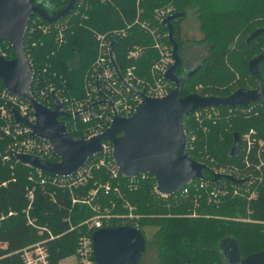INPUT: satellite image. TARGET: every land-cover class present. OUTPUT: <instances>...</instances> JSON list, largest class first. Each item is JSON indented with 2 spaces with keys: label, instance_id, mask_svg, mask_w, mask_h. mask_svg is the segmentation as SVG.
<instances>
[{
  "label": "trees",
  "instance_id": "1",
  "mask_svg": "<svg viewBox=\"0 0 264 264\" xmlns=\"http://www.w3.org/2000/svg\"><path fill=\"white\" fill-rule=\"evenodd\" d=\"M68 2L35 1L49 15H56ZM166 7H172V13L182 12V16L170 21L181 59L188 42L206 46V55L195 72L183 78L182 95L196 92L203 96H227L241 87H256V78L249 73L247 64L262 51L264 32L249 42L246 40L255 29L264 28V0H76L72 10L59 21L63 31L61 42L55 41L54 24L46 33L36 27L34 21L45 22L34 13L24 37V50L35 72L45 68L41 72L45 79L56 82L69 96L79 98L97 58L96 33L116 28L125 31V35L111 43L118 69L123 72L134 64L136 75L150 80V67L158 58L155 37L171 48L167 28L157 17ZM188 9L195 12L201 38L190 40L181 35V20ZM0 45L6 48L7 58L14 56L7 41H0ZM135 46L142 49L141 56L127 59L128 50ZM258 68L264 86V58ZM175 72L181 75L184 71L180 66ZM218 110L220 115L215 120L185 123L186 131L191 129L196 135L194 150L189 153L207 166L228 165L251 172L253 180L239 184L223 178L227 184L239 186L240 192L220 195L218 202L209 201L202 190L181 201L169 200L168 204L151 192V178L130 189L126 177L119 173L112 178L107 169L99 168L85 185L74 190L78 201L73 203L69 191L51 184L40 185L36 177L29 178L31 167L20 162H13L10 167L0 155V218L4 217L0 221V264H22L21 251L44 240L48 264L76 256L78 240L86 233L83 223L96 215L90 204L83 202L86 199L112 216L128 214L132 208L131 212L139 217L138 229L146 239V250L154 249L157 264H236L224 253L226 239L237 247L240 259L264 251V167L257 168L258 155L263 157V151L257 144L247 151L241 139L243 133L252 129L256 138L264 140V104L253 102L247 114H227V106ZM69 133L79 136L70 130ZM234 133L240 140L237 153L232 151ZM5 142L6 139L0 140V154ZM58 160L55 157L54 162ZM206 176L211 178L210 174ZM95 181H108L110 190L106 193L100 189L91 198L89 192L95 188ZM247 184L255 191L254 197L244 191ZM28 189H34L28 210L32 225L25 212ZM247 218L253 221L246 223ZM110 223L111 227L118 226L114 220ZM43 228L54 236L53 240L48 239V232H39Z\"/></svg>",
  "mask_w": 264,
  "mask_h": 264
},
{
  "label": "water",
  "instance_id": "2",
  "mask_svg": "<svg viewBox=\"0 0 264 264\" xmlns=\"http://www.w3.org/2000/svg\"><path fill=\"white\" fill-rule=\"evenodd\" d=\"M35 1L0 0V41H7L14 52L12 58L0 54V83L9 92L31 104L35 120L30 135L47 140L59 160L51 162L35 155L15 153V157L23 164L59 176L71 175L97 154L102 148V141L107 140L112 147L113 161L124 177L148 173L155 179L159 193L169 195L193 180L205 179L204 172L209 169L188 152L182 123L185 116L207 107L248 106L256 101L264 104V86L258 68V63L264 58V47L247 64L249 73L256 78L255 88L241 87L227 96H203L196 92L181 94L184 76H191L197 67L190 71L184 70L181 75L175 72L182 62L170 23L172 19L182 16V12H175L161 21L167 28L173 59L163 76L173 83V89L163 97L144 96L129 116L115 113L108 127L98 135L86 139L72 137L65 121L59 119L61 115H66L60 100L52 96L54 106L51 109L36 100L31 93L33 65L24 50V37L34 13L47 23H55L72 10L76 0H69L56 15H49ZM260 32H264V28L255 29L246 41L249 42ZM110 58L120 76L112 55ZM12 113L16 123H26L16 109H12ZM239 144V135L234 133L233 152L237 153ZM225 177L239 184L246 181ZM220 178L221 175H215L213 181L219 184ZM91 237L95 264H138L146 252L145 237L132 226L104 227L95 230ZM223 243L224 253L231 263L264 264V251L240 259L234 243L228 239Z\"/></svg>",
  "mask_w": 264,
  "mask_h": 264
},
{
  "label": "built area",
  "instance_id": "3",
  "mask_svg": "<svg viewBox=\"0 0 264 264\" xmlns=\"http://www.w3.org/2000/svg\"><path fill=\"white\" fill-rule=\"evenodd\" d=\"M172 11V7H166L165 10L159 12L157 17L163 20L166 16L171 15ZM37 18H39V16ZM59 21L55 23H47L44 21L45 24L41 22L38 23L37 21L34 22H36V27L45 33L48 32L50 25L54 24V28L57 31L55 41L61 42L63 31ZM123 35H125V31L116 28L106 33H96L98 41L97 58L93 63L90 75H88L84 81V92L79 98L69 96L61 87L56 85V82L45 79L41 73L46 70L45 68L41 72L39 70L35 72L33 68V79L31 83V87L33 86L34 91L32 92L31 88L33 97L45 106L53 109L54 104L52 96H56L66 112V115H61L59 119L65 121L68 131L70 130L79 135L76 138L86 139L102 133L108 127L115 113L120 116H129L132 114L135 106L142 101L144 96L163 97L174 87L173 83L163 76L168 67L173 63L171 48H168V46L159 41L158 37L154 39V47L157 49L158 58L150 67V80L142 79L137 76L135 73L136 66L134 64L127 66L123 72L119 70L120 76L117 75L110 58V55H112L114 59L111 43L116 38ZM2 48L0 49V54L6 57V48ZM141 53L142 49L135 46L128 50L126 57L127 59L136 60L141 56ZM98 101L101 102L96 103ZM251 105L252 104L248 106H227V114H247L251 110ZM12 109H16L17 113L26 120V123H16ZM219 115L220 111L218 107H207L197 109L188 114L184 117L186 121H183L184 118L182 119L187 138L188 152L194 150L193 144L196 135L191 129L186 131L185 123L189 122V120L198 123H201L205 119L215 120L214 118H217ZM34 120L35 115L33 108L27 100L9 92L5 87H0V140L6 139L4 149L0 154L3 163L10 164V167H12L13 162H20L15 157V153L35 155L54 162L57 155L50 143L43 138L30 135L32 132L31 125L34 123ZM254 133V130L251 129L243 133L241 139L247 151L255 144L262 149L263 157L258 155L257 164V168H261L264 167V140L262 138H256ZM202 158L206 160L207 157L202 156ZM25 165L33 169L29 173V178L31 180L36 177L40 185L51 184L56 188L69 191L72 195L71 198L73 203L78 201V199L73 196L74 190L85 185L92 176L94 170L105 168L112 178H117L120 173L112 158L111 144L107 140L102 141V148L97 154L90 157L71 175L59 176L34 168L28 164ZM208 167L209 169L205 171L209 172V177L211 178H208L204 172L205 179L193 180L178 191L169 195L159 193L155 179L145 172H142L136 177H126L128 180L127 186L132 189L137 187L140 182L151 178L154 181L151 192L155 195L156 199L166 200L169 204V200L181 201L190 197L195 192L199 193L202 190H205L208 200L213 202H218L220 195H227L229 192L239 194V186H235L233 183L227 184L223 180V178L227 179L225 176H231L236 179H246L242 184L249 183V181L251 183L253 181L251 172H241L234 166L208 165ZM215 175H221L219 184L213 181ZM94 184L95 188L89 192L91 198H95L100 189H104L107 193L111 188L108 181L105 183L95 181ZM2 185H5V183H2ZM248 185L249 184H247V189L244 191L248 192L250 197H254L255 191L250 190ZM33 191L34 189H28L26 193L28 206L25 212L30 225L33 224V221L28 217V210L32 207L34 199ZM194 200L196 199L194 198ZM83 202L90 204L96 215L83 223V225L86 226V233L80 236L75 255L80 264H95L91 237L92 233L104 227H111L110 222L113 220L116 221L118 226H132L138 229L139 217L131 212L132 208H129L128 214L112 216L109 212H101L98 204L91 203L89 199L83 200ZM9 215H13V213H9ZM3 218L4 217H1L0 221H2ZM70 230H73V227H70ZM39 232H48V239H54V236L44 228L39 229ZM45 243L46 240L24 248L21 251L22 264H48V254L44 247Z\"/></svg>",
  "mask_w": 264,
  "mask_h": 264
},
{
  "label": "rangeland",
  "instance_id": "4",
  "mask_svg": "<svg viewBox=\"0 0 264 264\" xmlns=\"http://www.w3.org/2000/svg\"><path fill=\"white\" fill-rule=\"evenodd\" d=\"M181 35L184 38H188L190 40L192 39H198L202 37V32L199 29V22L196 18L195 12L192 9H188L186 12V15L182 18L181 20ZM192 42H188L187 44L184 45V51L186 52L188 51L189 55H191V59L189 62V68H194L197 65H199V63L201 62V58H204L206 55V46L205 45H199V46H195L192 45ZM187 46H192L190 51L187 50L185 51V48ZM0 47H4L2 45H0ZM0 48V49H1ZM3 49V48H2ZM187 53V55H188ZM207 175H209L208 173H206ZM194 215V214H192ZM195 216H198L195 214ZM249 220V221H247ZM252 219L247 218L246 219V223H250L252 222ZM147 235L149 234V230H146ZM60 264H80L78 258L76 256H72L69 257L63 261H61ZM138 264H157V259H156V255H155V251L152 247L148 248L146 250V252L143 254L141 260L139 261Z\"/></svg>",
  "mask_w": 264,
  "mask_h": 264
},
{
  "label": "flooded vegetation",
  "instance_id": "5",
  "mask_svg": "<svg viewBox=\"0 0 264 264\" xmlns=\"http://www.w3.org/2000/svg\"><path fill=\"white\" fill-rule=\"evenodd\" d=\"M192 45H194V44H192ZM195 46H199V45H195ZM191 47L192 46H187L186 48H185V51H187V50H189L190 51V49H191ZM187 53H188V51H187ZM187 53L186 52H183V57H182V62H181V67H182V70L184 71V70H188V71H190L191 69L189 68V62H190V59H191V55H189V53H188V55H187ZM192 60V59H191ZM202 60H203V58H201V62H202ZM200 62V63H201ZM198 66V65H197Z\"/></svg>",
  "mask_w": 264,
  "mask_h": 264
},
{
  "label": "crops",
  "instance_id": "6",
  "mask_svg": "<svg viewBox=\"0 0 264 264\" xmlns=\"http://www.w3.org/2000/svg\"><path fill=\"white\" fill-rule=\"evenodd\" d=\"M67 259V258H66ZM65 260V259H64ZM63 261V260H62ZM61 263V261L58 263V264H60Z\"/></svg>",
  "mask_w": 264,
  "mask_h": 264
}]
</instances>
